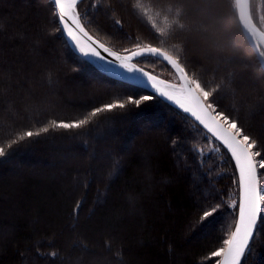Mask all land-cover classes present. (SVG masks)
<instances>
[{"label":"trees","instance_id":"16d2710c","mask_svg":"<svg viewBox=\"0 0 264 264\" xmlns=\"http://www.w3.org/2000/svg\"><path fill=\"white\" fill-rule=\"evenodd\" d=\"M87 1L78 5L87 12L86 31L118 53L148 44L175 56L179 44L188 74L209 90L219 84V110L264 145V71L235 0H221L212 18L191 13L193 23L232 42L223 54L236 55L231 64L199 33H168L176 0ZM153 11L160 21H151ZM250 13L264 32V0H250ZM58 28L49 0H0V146L106 103L153 99L103 113L82 130H50L0 157V264L214 263L210 253L223 247L238 216L232 158L222 146L205 153L210 136L193 120L101 71ZM141 63L152 73V61ZM216 204L219 210L199 223L201 210ZM241 264H264L262 214Z\"/></svg>","mask_w":264,"mask_h":264},{"label":"snow or ice","instance_id":"6c2138e0","mask_svg":"<svg viewBox=\"0 0 264 264\" xmlns=\"http://www.w3.org/2000/svg\"><path fill=\"white\" fill-rule=\"evenodd\" d=\"M52 2L63 31L75 42L80 53L85 56L91 55L97 57L100 60L104 59L96 48L89 46L86 49L80 45L79 37L82 35L88 41H91L92 44L103 49L109 56L114 57L116 61H119L120 68L128 73H139L141 77L146 78V81L151 84V87L159 95L166 97L185 113L190 114L207 133L211 134V137L219 141L231 154L236 170L239 173V216L235 221L234 231L230 233L227 239L223 240V247L212 251L210 258H218L215 264H241V258L245 255L250 239L254 236V229L258 218L264 212V171H262L264 170V145H260L256 138L248 134L231 114L219 110L218 101L214 99L220 89L219 84L209 90V87L203 84L200 79L188 74L185 66L182 65L179 59V56L183 54L179 44L173 45L172 51L177 53L175 56L169 54V51L148 44H144L143 46L136 44V51L131 52L127 56H120L103 43H98L85 30L81 20L82 15L86 16L87 12L81 13L78 10V5L83 0H52ZM221 7V0H191V3H189V0H176L175 15L171 21L168 33L173 38L177 32L187 34L193 32L199 33L203 36L206 43L210 44L220 55L223 63L231 64L236 60V55L233 54L229 57L223 54L232 42L223 34L210 33L209 28L205 24H195L192 22L191 13L193 9L205 17L212 18ZM237 7L240 9L241 20H247L251 23L253 17L248 10L247 0H237ZM115 23L120 25L121 21L116 20ZM60 30L59 28L57 29V31ZM160 35H165L164 29L160 30ZM251 35H254V33H251ZM249 42L251 43V41ZM256 55L259 58L260 68L264 70V49L256 52ZM137 57H154L157 60L162 59L166 61L175 70L180 81L179 85H171L156 75L150 74L144 69L137 67L136 64L131 63ZM161 85H164V87L162 88ZM152 99L153 97L150 95H144L140 98L129 96L123 102L114 101L96 107L83 119L71 122L54 120L47 126L40 127L37 131H22L6 146H0V157H6L8 150L13 145L31 140L43 133H48L50 130H82L93 123L94 118L103 113H111L116 109H125L126 106L131 105L139 107L142 103ZM193 151L200 154L202 150L193 148ZM209 151L215 152L219 151V149L211 147ZM220 207L221 205L216 204L214 206L208 205L202 209L199 223L202 224L207 221Z\"/></svg>","mask_w":264,"mask_h":264},{"label":"water","instance_id":"95a60500","mask_svg":"<svg viewBox=\"0 0 264 264\" xmlns=\"http://www.w3.org/2000/svg\"><path fill=\"white\" fill-rule=\"evenodd\" d=\"M49 1H50V2L52 3V5L54 6L52 0H49ZM83 1H84V0H83ZM235 6H236V12H237V15H238V18H239V22H240L241 28H242V30H243V32H244L245 38H246V40H247V43H248V45L250 46V48L252 49V51L254 52V54L256 55V52H258V51L261 50V49H264V32H263L262 30H260V28H258V27L256 26V24L253 22V20H252L251 23H249L247 20H241V18H240V9L237 7V0H235ZM247 7H248V10H249V12H250V8H249V0H247ZM58 22H59V19H58ZM59 25H60V27H61V30H62V32H63L65 38L67 39L68 43L70 44V46L73 48V50H74L75 52H77V53H78L80 56H82L84 59H86V60H88L89 62L93 63L96 67H98V68H99L101 71H103L104 73H106V74H108V75H110V76H112V77H114V78H117V79H119V80H122V81H124V82H127V83H130V84H132V85H135V86H137V87H139V88H142V89H144V90H146V91H148V92H150V93L156 95V96H157L158 98H160L163 102L167 103L168 105L172 106L173 108H175V109H177L178 111L182 112L183 114L187 115V116H188L191 120H193V121H194V122H195L200 128H202V126H200V125L198 124V122H196V121L194 120V118L190 116V114L185 113V112H184L182 109H180V108H179L174 102L169 101L166 97H163V96L159 95V93H157V92L155 91V89H153V88L151 87V84L148 83V82L146 81V78L141 77V75H140L139 73H128V72H126L124 69L120 68V67H119V61H116L114 57L109 56L108 53H106V52L103 51V49L98 48L97 45L92 44L91 41H88L87 38H86V37H83L82 35L79 37V39H80V45H81L82 47H85L86 49H87L89 46L96 48V50L100 52L101 56H103L104 59H103V60H100V59H98L97 57H94V56H91V55H87V56H85V55H83L82 53H80L79 50H78L77 47H76L75 42L72 41L71 38L68 37L67 33L63 31V29H62V25L60 24V22H59ZM85 30H86V29H85ZM251 33H254V35H251ZM91 36H92V35H91ZM92 37H93V36H92ZM93 38H94V40H96L98 43H102L101 41H99V40L96 39L95 37H93ZM249 41H251V43H250ZM103 44H104V43H103ZM104 45H105V44H104ZM105 46H106V45H105ZM106 47H108V46H106ZM108 48H109V47H108ZM109 49H111V48H109ZM111 50L114 51L113 49H111ZM134 51H136V50H134ZM115 52H116V51H115ZM132 52H133V51H132ZM116 53H117L118 55H120V56H127V55H130V54H131V52H129V53H127V54H122V53H118V52H116ZM256 57H257V55H256ZM141 58H145V57H137V58H134V59L131 61V63H134V64H135L136 61L139 60V59H141ZM257 59H258V61H259V58H258V57H257ZM160 61L163 62V63H165L167 66H169V67L171 68V66L168 65L166 61H163L162 59H160ZM99 62H102V63H104V64H106V65H108V66L114 68L115 70L118 71V73H119L120 76H117V75H114V74H112V73H109V72L105 71L104 69L101 68ZM136 66H137V65H136ZM137 67H138V66H137ZM139 68H140V67H139ZM171 69H172V68H171ZM172 70H173L174 73H175V70H174V69H172ZM145 71H146V70H145ZM263 71H264V70H263ZM147 72H148V71H147ZM149 73H150V72H149ZM150 74H152V73H150ZM175 74H176V73H175ZM153 75H154V74H153ZM176 75H177V74H176ZM177 77H178V76H177ZM158 78H159V77H158ZM161 87L163 88L164 85H161ZM169 90H170V89H169ZM202 129H203V128H202ZM203 130H204V129H203ZM204 131L207 133L206 130H204ZM207 134L211 137V134H209V133H207ZM212 138L215 140L214 137H212ZM216 141H217V140H216ZM217 142L220 144L219 141H217ZM220 145L223 147L222 144H220ZM223 148H224V147H223ZM224 149L227 151L226 148H224ZM227 153H228V154L230 155V157H231V154H230L228 151H227ZM231 158H232V157H231ZM232 160H233V159H232ZM233 162H234V160H233ZM234 164H235V162H234ZM237 173H238V171H237ZM238 177H239V173H238ZM238 216H239V209H238ZM238 216H237V218H238ZM259 218H260V217H259ZM259 218H258V221H259ZM258 221H257V224H258ZM256 227H257V225H256ZM256 227H255V229H254V234H255V231H256ZM253 237H254V236H253ZM252 239H253V238H252ZM252 239H250L249 245H250ZM247 249H248V248H247ZM247 249H246V251H247ZM243 257H244V256H243ZM243 257L241 258V262H242Z\"/></svg>","mask_w":264,"mask_h":264},{"label":"rangeland","instance_id":"374dc122","mask_svg":"<svg viewBox=\"0 0 264 264\" xmlns=\"http://www.w3.org/2000/svg\"><path fill=\"white\" fill-rule=\"evenodd\" d=\"M260 0H258V2H259ZM88 2V4L90 5V6H96L97 5V0H88L87 1ZM249 8H250V0H249ZM258 9H259V11H260V5H258ZM150 11H148V12H146L147 14L149 13ZM150 15V19H151V21H153V22H156V19H158V21H160L159 19V17H161L157 12H154L153 11V13H150L149 14ZM84 16L82 15V18H83ZM261 17V16H260ZM164 19L165 18H162V20H161V22L160 23H164ZM135 50H137V49H135ZM124 54H127V53H124ZM148 60H150V61H152V67H153V69L151 70L152 71V74H154V75H156L157 77H159L160 79H163V80H165L167 83H169V84H171V85H179V83H180V81H179V79H178V77H177V75L174 73V71L169 67V66H167V65H165V64H163V63H161V62H158V61H156V58H154V57H146ZM142 59V58H141ZM145 58H143L142 60H144ZM142 60H139V61H136V65L138 66V67H140V68H142V69H144V70H146V68L144 67V64L143 63H141V61ZM167 69H166V68ZM147 71V70H146ZM107 128H110V126L108 125V126H106ZM211 147H214V148H218L219 149V147H221V145L216 141V140H214L213 138H210V137H208V146H207V148H205L204 149V152L205 153H208V152H210V153H214V152H212V151H209V149L211 148ZM215 152H219V151H215ZM262 214V216H264V212H262L261 213ZM211 264H215V262L214 263H211Z\"/></svg>","mask_w":264,"mask_h":264},{"label":"bare ground","instance_id":"6f19581e","mask_svg":"<svg viewBox=\"0 0 264 264\" xmlns=\"http://www.w3.org/2000/svg\"><path fill=\"white\" fill-rule=\"evenodd\" d=\"M99 64H100L101 68L104 69L105 71H107L109 73H112L114 75L120 76L118 71L115 70L114 68H112V67H110V66H108V65H106V64H104L102 62H99Z\"/></svg>","mask_w":264,"mask_h":264}]
</instances>
